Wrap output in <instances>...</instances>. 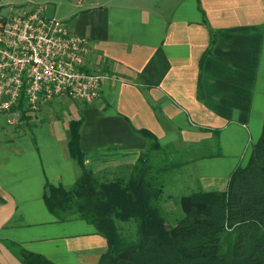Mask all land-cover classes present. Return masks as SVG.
Returning <instances> with one entry per match:
<instances>
[{
    "label": "crops",
    "instance_id": "obj_1",
    "mask_svg": "<svg viewBox=\"0 0 264 264\" xmlns=\"http://www.w3.org/2000/svg\"><path fill=\"white\" fill-rule=\"evenodd\" d=\"M25 1L59 8L48 17L89 42L86 68L106 79L93 104L40 112L18 133L0 127V264H21L7 243L54 264H97L106 252L94 227L59 223L43 202L46 183L68 188L78 177L67 130L79 115L84 164L100 176L128 173L147 146L140 129L207 155L182 167L184 195L223 192L247 165L264 120V0Z\"/></svg>",
    "mask_w": 264,
    "mask_h": 264
},
{
    "label": "trees",
    "instance_id": "obj_2",
    "mask_svg": "<svg viewBox=\"0 0 264 264\" xmlns=\"http://www.w3.org/2000/svg\"><path fill=\"white\" fill-rule=\"evenodd\" d=\"M209 32L203 58L215 43ZM19 109L21 120L28 123L22 104ZM82 123L79 115L67 130L68 156L78 177L68 188L46 183L43 202L57 222L83 221L105 239L107 250L97 264H264V120L247 165L231 173L225 191L165 199H173L181 211L172 225L161 210L163 190L177 170L207 155L192 148L160 146L155 135L140 129L147 141L144 152L128 173L105 178L84 164L79 145ZM125 225L132 231H125ZM7 244L21 264H54Z\"/></svg>",
    "mask_w": 264,
    "mask_h": 264
},
{
    "label": "built area",
    "instance_id": "obj_3",
    "mask_svg": "<svg viewBox=\"0 0 264 264\" xmlns=\"http://www.w3.org/2000/svg\"><path fill=\"white\" fill-rule=\"evenodd\" d=\"M45 8L0 14V115L8 126L47 104L65 99L93 104L106 76L89 72V42L45 16Z\"/></svg>",
    "mask_w": 264,
    "mask_h": 264
},
{
    "label": "rangeland",
    "instance_id": "obj_4",
    "mask_svg": "<svg viewBox=\"0 0 264 264\" xmlns=\"http://www.w3.org/2000/svg\"><path fill=\"white\" fill-rule=\"evenodd\" d=\"M21 3L25 4V6L24 5H19ZM28 6H30V5L26 4L25 0H0V14H7V10L8 9H12V8L13 9H29ZM52 12L57 15V14H59L61 12V10H59V8H55L54 6L48 5L47 8H46V12L44 11L45 16L48 17V15H51ZM76 103L77 102H75V101L68 100V101H63V102H60V103H55L52 106H51V104L44 105V106H42L39 109V111L30 113L28 115V117L30 119L29 121L34 122V121H38L39 119L40 120L43 119V117H41V115L39 116V114H40V112H42V115H46V114H44L46 111H50L49 115L52 116V114H53L54 116L58 117V116H60V114L63 111H65V110L67 111L68 110V106L70 104L75 105ZM60 108H61V110H60ZM43 109H45V110H43ZM5 121H6L5 117L3 115H0V127L7 128L6 125H5ZM30 124H34V123H26L24 120L19 119L11 127H14V129L18 133L20 131H23V128L25 127V125L30 126ZM8 129H12V128L8 127ZM106 172H111L110 168L105 169V171H103L101 173V175L104 176L105 178L114 177V174L111 175V174L106 173ZM185 176H186V174H185V169L184 168H181V169L177 170L173 174V176L170 177L169 185L163 190V194H162V199H163L162 202L163 203L161 204V210H162L163 213H165L167 222L170 225L174 224L175 221L181 216V211L179 210L178 205L176 204V202L173 199H170L171 201H169L167 203L165 202V199H167L169 196L172 197V198H177L180 195L182 196L183 192H182V188H181L182 185L181 184L184 182V177ZM181 180H182V182H181ZM124 228H125V231L127 230V232L128 231L129 232L132 231L131 226L125 225ZM9 252L15 257V259H17V257L11 251H9ZM12 261L14 263V259Z\"/></svg>",
    "mask_w": 264,
    "mask_h": 264
}]
</instances>
